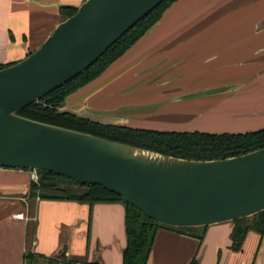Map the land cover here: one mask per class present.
<instances>
[{
    "label": "crops",
    "instance_id": "crops-1",
    "mask_svg": "<svg viewBox=\"0 0 264 264\" xmlns=\"http://www.w3.org/2000/svg\"><path fill=\"white\" fill-rule=\"evenodd\" d=\"M85 0H0V64L26 58ZM62 110L158 131L245 133L264 128V0H177ZM31 171L0 167V264L43 255L60 264H123L125 206L30 197ZM24 213L28 219L16 218ZM233 222L204 240L160 229L149 264H264V235L230 248ZM30 264H46L36 258Z\"/></svg>",
    "mask_w": 264,
    "mask_h": 264
},
{
    "label": "water",
    "instance_id": "water-1",
    "mask_svg": "<svg viewBox=\"0 0 264 264\" xmlns=\"http://www.w3.org/2000/svg\"><path fill=\"white\" fill-rule=\"evenodd\" d=\"M163 1L85 0L39 48L0 69V167L101 185L170 227L256 215L264 211V148L189 160L20 114L90 68Z\"/></svg>",
    "mask_w": 264,
    "mask_h": 264
},
{
    "label": "trees",
    "instance_id": "trees-1",
    "mask_svg": "<svg viewBox=\"0 0 264 264\" xmlns=\"http://www.w3.org/2000/svg\"><path fill=\"white\" fill-rule=\"evenodd\" d=\"M177 0H164L148 16L139 21L113 44L90 68L68 83L55 89L39 102L20 111V114L41 122L91 133L110 140L127 143L165 155L189 160H215L240 156L264 148V128L245 133H209L186 131H158L134 128L126 125H110L92 121L76 114L63 111L66 98L99 77L113 62L131 48L162 17L163 13ZM74 7H62V21L77 12ZM13 62L11 64H14ZM11 64H0V69ZM39 181L31 182L30 197L44 200L76 201L93 206L97 203L120 202L125 206L127 245L123 251V264H149L155 240L160 229H169L197 239L201 244L209 226L176 228L162 225L142 211L126 202L120 195L97 184H81L75 180L48 171H39ZM230 248L243 249L251 231L264 235V211L233 221ZM26 262L36 258L46 264H60V260L43 255H26ZM72 262L82 264H104L74 258ZM189 264H199L195 255Z\"/></svg>",
    "mask_w": 264,
    "mask_h": 264
},
{
    "label": "built area",
    "instance_id": "built-area-1",
    "mask_svg": "<svg viewBox=\"0 0 264 264\" xmlns=\"http://www.w3.org/2000/svg\"><path fill=\"white\" fill-rule=\"evenodd\" d=\"M31 178L32 181L38 182L39 181V174L37 171H31ZM16 218H21V219H28V217L25 216L24 213H18L15 215Z\"/></svg>",
    "mask_w": 264,
    "mask_h": 264
},
{
    "label": "rangeland",
    "instance_id": "rangeland-1",
    "mask_svg": "<svg viewBox=\"0 0 264 264\" xmlns=\"http://www.w3.org/2000/svg\"><path fill=\"white\" fill-rule=\"evenodd\" d=\"M224 132H227V131H225V130H223V131H217V132H209V133H224ZM229 133H230V131H229ZM232 133H234V132H232ZM237 133H240V132H237ZM244 133V132H243Z\"/></svg>",
    "mask_w": 264,
    "mask_h": 264
}]
</instances>
